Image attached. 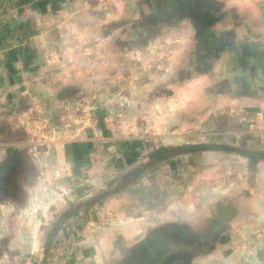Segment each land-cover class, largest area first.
<instances>
[{
	"label": "rangeland",
	"instance_id": "obj_1",
	"mask_svg": "<svg viewBox=\"0 0 264 264\" xmlns=\"http://www.w3.org/2000/svg\"><path fill=\"white\" fill-rule=\"evenodd\" d=\"M19 8L0 5V28L6 34L0 44H12L17 52L7 50L6 56L1 51L0 63L7 60L14 68L22 64L24 82L22 87L8 85L0 93L6 97H1L6 107L0 108L4 114L0 120L6 119L9 125L0 160L10 167L9 148L16 149L13 156L21 158L17 174L23 179V183L16 182L18 190L11 197L0 199V264H108L106 240L114 249L123 250L127 229H134L135 234L128 241L137 243L157 226L186 221L188 213H209L204 205L212 203L216 194L230 189L239 192L243 170L257 166L252 163L259 156L252 152L264 151L258 149L263 133L223 137L226 144L238 141L244 149L221 153L190 145L182 148L179 140H208L200 128L187 127L180 136L184 139L164 136L155 129L149 132L148 125L159 120L162 103L154 77L142 75L134 84L100 86L92 83L97 75L92 68L82 72L69 66L50 68L48 50H58L63 59L73 60L68 58V49L76 47L78 39L49 35L43 20L36 21L38 27L23 18L20 13L25 10ZM21 23L29 29L18 31ZM30 24L38 31L32 33ZM20 46L27 47L25 52H20ZM78 140H84L87 149H96L85 165L64 173L59 182H32L48 173L57 178L58 172L52 171L57 165L50 164L55 163L51 156L56 155V144L60 141L66 146ZM48 144L54 147L45 148ZM164 145L169 151L150 157ZM258 220L242 233L227 235L224 240L232 239L226 247L221 245L224 240H213L209 234V246L189 263L264 264V212ZM207 228L204 222L202 231ZM95 242L94 249L86 247ZM225 254L232 261H225Z\"/></svg>",
	"mask_w": 264,
	"mask_h": 264
},
{
	"label": "crops",
	"instance_id": "obj_2",
	"mask_svg": "<svg viewBox=\"0 0 264 264\" xmlns=\"http://www.w3.org/2000/svg\"><path fill=\"white\" fill-rule=\"evenodd\" d=\"M0 5L24 8L25 11L20 13L25 15L23 18H29L28 22H34L36 26V21L43 20L44 30L55 38L68 34V37L78 39L76 47L68 49V58L74 57L73 60L66 61L58 50H48L49 66L54 70L63 66L78 72L92 68L97 74L92 83H100V86L121 82L134 84L142 75L154 77L158 99L162 103L156 114L159 120L154 126L152 123L148 125L149 132L155 129L154 132L159 131L164 136L184 139L180 136L185 134L187 127L200 128L208 140H179L184 145L182 148L196 143H219L223 149L203 151L221 153H240L244 149L238 141L226 144L225 137L248 132L263 133L264 137V0H0ZM30 25L32 33L38 31L39 26L35 29ZM20 26L16 28L18 31L29 29V26ZM2 29L0 38L4 40L6 34ZM11 47L0 44V52H5L6 56L9 51L15 53ZM25 48L22 46L20 52H25ZM1 67V94H4L1 89L8 90V85L22 87V64L20 70L5 60L2 65L0 63ZM10 74L13 75L11 78ZM2 96L0 100L6 99ZM5 107L2 99L0 108ZM3 115L0 112V117ZM8 129L6 119H1L0 157H3V147L8 143ZM68 142L65 146L59 141L56 155L51 156L55 163L50 164L59 168L52 171L58 172L59 176L54 179V175L47 172L32 182H59L64 173L85 165L88 155L96 150L87 149L84 140ZM262 143L254 147L264 149V141ZM48 145H44L45 148L54 147ZM252 153L259 156L251 162L257 166L249 164L250 167L243 170L237 194L236 189L216 194L215 202L212 200L204 205L209 213L201 216V212L194 216L188 213L185 217L184 225L189 227L191 235L203 237L200 232L206 222L214 231L218 227L223 229L215 233L217 239L223 241L227 235L242 233L262 218L264 151ZM19 159L15 167L8 168L5 160H0V199L9 198L18 190L16 182L23 183L17 174L21 164ZM248 161L250 163L249 158ZM230 202L236 211L231 210ZM252 216L254 219L248 221ZM125 232L128 243L124 251L114 249L106 240L107 254L110 255L108 264H113V256L115 262L124 258L123 253H131L128 240L135 235L134 229ZM227 238L222 246L226 247L227 241L232 239ZM96 246L97 242L86 247L94 249ZM225 257L226 254L225 261H232Z\"/></svg>",
	"mask_w": 264,
	"mask_h": 264
},
{
	"label": "flooded vegetation",
	"instance_id": "obj_3",
	"mask_svg": "<svg viewBox=\"0 0 264 264\" xmlns=\"http://www.w3.org/2000/svg\"><path fill=\"white\" fill-rule=\"evenodd\" d=\"M184 224L185 221L169 222L151 229L136 245L129 242L131 253H123L122 260L114 262V256H111L113 264H190L199 250L209 246L210 240L207 236L210 234L213 240H216L215 233L223 231L221 227L216 231L207 228L205 232H200L203 237H199L196 234L191 235L189 227Z\"/></svg>",
	"mask_w": 264,
	"mask_h": 264
},
{
	"label": "water",
	"instance_id": "obj_4",
	"mask_svg": "<svg viewBox=\"0 0 264 264\" xmlns=\"http://www.w3.org/2000/svg\"><path fill=\"white\" fill-rule=\"evenodd\" d=\"M192 149H198V150H202V149H223L224 146L219 144V143H196V144H192L191 146ZM169 151V148L166 146H161L160 148L154 150L153 152L150 153V157H154V158H159L160 156H162L165 152ZM9 152H11V158L8 161L10 167H15L19 162L20 159L16 156H13L17 150L14 148H9Z\"/></svg>",
	"mask_w": 264,
	"mask_h": 264
}]
</instances>
